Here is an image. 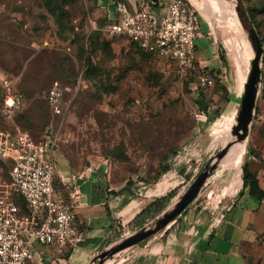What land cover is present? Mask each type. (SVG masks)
<instances>
[{
  "label": "rangeland",
  "instance_id": "1",
  "mask_svg": "<svg viewBox=\"0 0 264 264\" xmlns=\"http://www.w3.org/2000/svg\"><path fill=\"white\" fill-rule=\"evenodd\" d=\"M217 1L208 0L209 12L204 2L192 0L204 18V37L214 38L222 62L221 70L212 71L214 84L201 90L208 107L203 115L192 93L194 74L147 57L110 34L107 8L99 0H0V76L16 79L24 98L21 113L12 119L0 117V130L19 128L39 140L51 128L57 137L55 201H65L60 179L66 172L79 176L72 167L100 169L107 184L127 192V199L137 200L139 207L151 204L127 229V236L169 210L215 160L223 147L214 140L217 122L233 111L236 125L253 58L247 34L235 20L236 1L223 0L232 10L228 19ZM242 4L263 48L258 94L247 138L241 142L245 152L240 164L229 168L219 162L199 193L201 201L211 191L215 200L232 193L241 184L244 165L264 190V0ZM89 57L91 70L82 76ZM54 80L69 86L83 80L79 92H68V108L58 118L44 101ZM9 170V161L0 160V184L9 183ZM71 229L69 239L77 235L75 222ZM260 232L264 245V227ZM73 246L68 240L44 246L50 252L45 262L71 264L66 256ZM45 262L34 257L30 264Z\"/></svg>",
  "mask_w": 264,
  "mask_h": 264
},
{
  "label": "crops",
  "instance_id": "2",
  "mask_svg": "<svg viewBox=\"0 0 264 264\" xmlns=\"http://www.w3.org/2000/svg\"><path fill=\"white\" fill-rule=\"evenodd\" d=\"M99 1L107 8L109 19L120 15L114 3L117 0ZM125 1L129 6L137 3V0ZM201 1L210 12V2ZM217 3L224 19H228L232 10L223 0ZM200 24L205 35L207 30L202 16ZM207 35L196 42L197 61L209 71L221 70L222 62L214 38ZM217 124L214 140L224 145L235 125L234 112L222 117ZM236 145L220 162L221 165L233 168L240 164L245 152L244 143L239 147ZM71 169L79 175L77 178L66 172V176L60 179L64 200L75 214L77 232L72 237L74 246L66 259L71 264H91L93 258L125 236L127 229L144 215L148 205L139 207L137 200L127 199V192H117L107 184L105 172L100 169ZM241 187L239 182L232 193L223 194L216 200L210 199L211 191L201 201V192L193 205L161 234L121 252L107 264H264V245L258 235L264 227V201L252 198L248 189ZM48 256L50 252L42 248L35 258H44L45 262Z\"/></svg>",
  "mask_w": 264,
  "mask_h": 264
},
{
  "label": "built area",
  "instance_id": "3",
  "mask_svg": "<svg viewBox=\"0 0 264 264\" xmlns=\"http://www.w3.org/2000/svg\"><path fill=\"white\" fill-rule=\"evenodd\" d=\"M116 7L120 15L107 27L110 34L123 37L152 58L174 63L184 74H194L193 93L214 84L215 73L197 61L196 42L204 32L200 10L192 0H137L129 7L120 1ZM15 83L16 79L0 77L4 119H12L23 106ZM81 84L77 81L74 93ZM68 90L58 81L51 84L46 101L53 116L65 114ZM56 149L57 137L50 127L39 140L19 128L0 130V160L10 163L9 183L0 184V264H30L44 246L73 242L69 239L75 222L72 207L54 200Z\"/></svg>",
  "mask_w": 264,
  "mask_h": 264
},
{
  "label": "water",
  "instance_id": "4",
  "mask_svg": "<svg viewBox=\"0 0 264 264\" xmlns=\"http://www.w3.org/2000/svg\"><path fill=\"white\" fill-rule=\"evenodd\" d=\"M156 1V0H152ZM236 1V14L240 25L246 32L250 42L253 58L251 60V67L244 85V92L241 97L240 108L238 111L236 125L232 129V135L235 140L221 148L217 153L215 160L208 164L203 171L198 175L192 185L181 195V197L173 204V206L163 212L153 223H150L143 228L122 237L118 242L107 248L105 251L98 254L92 259L91 264H105L108 259H113L121 252L145 241L160 230H164L177 216H179L192 203L200 191L206 184L210 175L219 165L221 159L226 155L231 145L243 142L248 135L249 125L253 118V111L258 94V87L260 83V63L263 55V48L259 40L258 34L250 22L241 0ZM40 249V246H36ZM108 258V259H107Z\"/></svg>",
  "mask_w": 264,
  "mask_h": 264
},
{
  "label": "trees",
  "instance_id": "5",
  "mask_svg": "<svg viewBox=\"0 0 264 264\" xmlns=\"http://www.w3.org/2000/svg\"><path fill=\"white\" fill-rule=\"evenodd\" d=\"M120 1H124V2L126 3L125 0H117V1H115V4H118ZM241 1H242V0H241ZM126 6L129 7V6L127 5V3H126ZM105 13H106V11H105ZM107 14H108V13H107ZM246 14H247V13H246ZM107 18H108V20H109L108 26L111 25L113 22L116 21V19H113V20H112V19H109L108 16H107ZM249 20H250V19H249ZM250 22L252 23L254 29L256 30L254 22H253V21H250ZM256 32H257V30H256ZM257 34H258V37H259V33H258V32H257ZM121 38H123V37H121ZM123 39H124V38H123ZM126 41H127V40H126ZM128 43H129L131 46H133L136 50L140 51V50H139L134 44H132V43H130V42H128ZM140 52H141V51H140ZM141 53H142V52H141ZM142 54H144V53H142ZM144 55L147 56V57L152 58V57L149 56V55H146V54H144ZM90 59H91V57L87 58V65H86V68H85L84 73H83L82 76H85V75L91 70L92 64H91ZM210 72L212 73V71H210ZM0 77H7V76L2 74ZM54 81H58V82H60L59 80H54ZM54 81H52V82L49 84L47 90L44 92V101H45V103H46L48 109H49V106H48L47 101H46V94H47V92H48V90H49L51 84H52ZM81 81L83 82V80H81ZM61 82H62V81H61ZM61 82H60V83H61ZM61 84L69 89V90L66 92V94H65V98L67 99L68 92L74 90V87L76 86L77 82H76V81L73 82L70 86H69V85H66V84H63V83H61ZM79 88H80V87H79ZM15 91H16L17 93L21 94V93L18 91V89H17L16 83H15ZM78 92H79V91H78ZM192 93H193V92H192ZM201 93H202L201 91L198 92V93H193V95H194V101L196 102V104H197L199 110L201 111V113H202L203 115H206V113H208V107H206V105L203 104V102H204L205 100H204V98H203L204 95L201 94ZM21 95H22V94H21ZM22 97H23V96H22ZM1 102H2V90H1V87H0V107H1ZM23 102H24V98H23ZM201 102H202V103H201ZM204 103H205V102H204ZM22 109H23V106H22ZM22 109H21V111H20L19 113L22 112ZM49 112H50V109H49ZM19 113H18V114H19ZM18 114H17V115H18ZM50 114H51V112H50ZM17 115H15V116H17ZM15 116H14V117H15ZM51 116H53V115L51 114ZM0 117H1L2 119H4V118L1 116V114H0ZM53 117H55V116H53ZM55 118H58V117H55ZM241 174H242V175H241V183H242V187H241V188H242V189H248V193H249V195H250L252 198L256 199V200L259 201V202H263V201H264V190L259 186V182H258V179H257L256 174L250 172V171L248 170V168H247L246 165H244V166L242 167ZM16 202H17V203H20V200H16ZM152 204H153V203H152ZM150 207H151V204L147 206V208H146L145 211H147Z\"/></svg>",
  "mask_w": 264,
  "mask_h": 264
},
{
  "label": "bare ground",
  "instance_id": "6",
  "mask_svg": "<svg viewBox=\"0 0 264 264\" xmlns=\"http://www.w3.org/2000/svg\"><path fill=\"white\" fill-rule=\"evenodd\" d=\"M234 6H235V4H233ZM233 135L231 134V136L228 138V140L225 142V144L223 145V147L224 146H226V145H228V144H231L232 142H233ZM235 145V144H234ZM234 145H231V147L228 149V152L226 153V155L229 153V151L234 147ZM225 155V156H226ZM225 156L221 159V161L225 158ZM220 161V162H221ZM110 259H108L107 261H106V263L105 264H107V262L109 261Z\"/></svg>",
  "mask_w": 264,
  "mask_h": 264
}]
</instances>
